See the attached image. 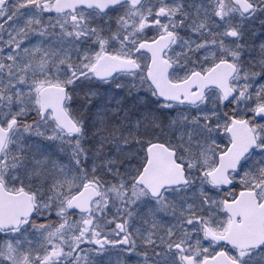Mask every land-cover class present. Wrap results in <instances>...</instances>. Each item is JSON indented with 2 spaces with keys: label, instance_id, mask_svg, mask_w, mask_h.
Returning <instances> with one entry per match:
<instances>
[{
  "label": "snow or ice",
  "instance_id": "snow-or-ice-1",
  "mask_svg": "<svg viewBox=\"0 0 264 264\" xmlns=\"http://www.w3.org/2000/svg\"><path fill=\"white\" fill-rule=\"evenodd\" d=\"M0 264H264V0H0Z\"/></svg>",
  "mask_w": 264,
  "mask_h": 264
}]
</instances>
